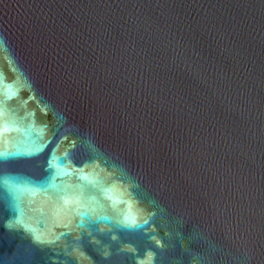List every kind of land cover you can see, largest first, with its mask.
<instances>
[{"label": "water", "instance_id": "95a60500", "mask_svg": "<svg viewBox=\"0 0 264 264\" xmlns=\"http://www.w3.org/2000/svg\"><path fill=\"white\" fill-rule=\"evenodd\" d=\"M0 264H264V0H0Z\"/></svg>", "mask_w": 264, "mask_h": 264}]
</instances>
